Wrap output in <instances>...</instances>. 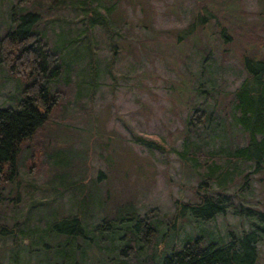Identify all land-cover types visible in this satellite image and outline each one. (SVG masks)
<instances>
[{"label": "rangeland", "instance_id": "1", "mask_svg": "<svg viewBox=\"0 0 264 264\" xmlns=\"http://www.w3.org/2000/svg\"><path fill=\"white\" fill-rule=\"evenodd\" d=\"M78 1L49 13L44 9L53 19L47 27L61 33V42H73L66 60L85 87H80L73 113L74 128L44 130L33 150L40 153L38 160H32V151L23 152L19 160L22 196L16 205L7 202L2 208L3 222L18 232L46 231L53 219L77 211L71 207L72 191H56L64 184L59 176L66 174L69 178L63 187L79 180L88 183L83 220L89 225L115 213L119 206H127L124 213L134 207L140 214L156 209L171 220L176 201L197 200L200 177L174 150L181 149L193 110L210 106L206 98L215 90L228 97L221 98L230 104L231 92L246 76L239 55L253 50L255 43L264 54V47L239 28L264 22V0H234L232 8L224 0H103V5L115 3L111 22L98 24L91 33L85 32V12ZM14 2L0 0L1 27L10 22ZM208 11L213 18L187 35L196 17ZM235 23L237 30L232 29ZM16 90L15 81L0 68V103L13 104ZM219 111L204 126L208 130L199 135L201 146L207 145L205 141L210 149L244 144L245 136L232 117ZM134 136L158 137L165 146H139ZM58 162L62 167L56 166ZM239 171L243 175L230 187L233 208L243 199V204L264 211V169L255 171L254 165L239 164ZM14 190L13 186L5 190L9 202L15 197ZM97 200L105 203L104 211L96 210ZM242 221L244 228L250 227L248 220L230 212L220 215L215 225L225 234L240 230ZM19 236L18 249L12 250V238L0 240L2 264H52L57 261L52 248L65 241L64 236L47 238L49 247L45 243L36 246L35 236L32 244L29 239L21 242ZM29 246L33 247L30 251ZM96 255L90 251L86 264H98ZM257 264H264V242Z\"/></svg>", "mask_w": 264, "mask_h": 264}, {"label": "trees", "instance_id": "2", "mask_svg": "<svg viewBox=\"0 0 264 264\" xmlns=\"http://www.w3.org/2000/svg\"><path fill=\"white\" fill-rule=\"evenodd\" d=\"M74 2L15 0L10 22L0 26V68L8 72L17 86L13 104L0 103V240L12 238L13 250L21 244L17 233L21 242L29 239L31 244L35 236L36 246L45 243L47 238L64 236V244L52 248L57 259L52 264H86L90 251L96 252L94 260L98 264H257L260 244L264 242V211L243 204V199L241 205L233 208L230 193V187L242 174L239 164L254 165L255 171L264 169V54L256 43L253 50H244L250 52L239 55L246 76L231 92L230 104L222 101L228 97H222L219 90H211L214 93L209 92L211 97L206 98L210 106L193 110L182 136L181 149H174L179 158L198 173L200 181L195 189L197 200L176 201L171 220L167 221L156 209L140 214L134 207L131 213H124L127 206L126 209L119 206L115 213L89 225L83 220L88 183L79 180L63 187L69 178L66 174L59 176L64 184H60L56 191L61 194L72 191L70 202L74 203L71 207L76 208V212L64 213L57 221L52 217V225L46 231L38 228L29 233L18 232L3 222L2 208L7 202L16 205L22 196L19 160L24 156L23 152L30 154L32 151V160L37 161L40 153L33 150L40 133L54 126L65 130H72L75 126L73 113L80 100V87L85 85L73 71V64L66 60L73 42L58 39L61 33L47 27L46 24L53 19L44 12V9L49 13L68 8ZM80 2L83 5L79 1L77 5L84 10L87 21L85 32L91 33L98 24H110L115 3L103 5V0ZM234 2L224 0L226 6L235 5ZM226 13L232 17V13ZM206 14L196 17L187 35L213 18L210 11ZM237 14L245 18L239 12ZM263 23H246L244 27H238L246 31L245 37L250 35V40H257L258 46L264 47ZM236 26L235 23L232 29L237 30ZM219 109L232 117L245 136L244 144L232 149L220 146L210 149L205 141L207 145L201 146L199 135L204 132L206 124L210 125L216 119ZM133 140L149 149L165 146L158 137L134 136ZM58 163L56 166L62 167V163ZM34 175L38 176L37 173ZM12 186L16 193L9 202L10 194L5 190ZM95 205L96 210L104 211L102 200H97ZM230 212L239 219L248 220L250 227L244 228L242 221V228L238 231L227 230L225 234L218 231L215 221ZM32 248L29 246V251Z\"/></svg>", "mask_w": 264, "mask_h": 264}]
</instances>
